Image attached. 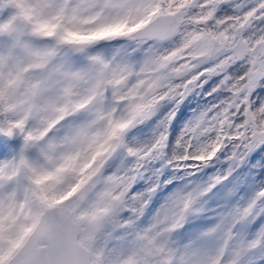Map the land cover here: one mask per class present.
<instances>
[{
  "label": "snow or ice",
  "instance_id": "1",
  "mask_svg": "<svg viewBox=\"0 0 264 264\" xmlns=\"http://www.w3.org/2000/svg\"><path fill=\"white\" fill-rule=\"evenodd\" d=\"M0 264H264V0H0Z\"/></svg>",
  "mask_w": 264,
  "mask_h": 264
}]
</instances>
